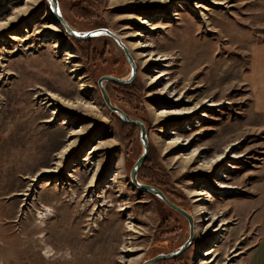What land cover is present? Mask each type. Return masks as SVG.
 <instances>
[{
    "label": "rangeland",
    "instance_id": "374dc122",
    "mask_svg": "<svg viewBox=\"0 0 264 264\" xmlns=\"http://www.w3.org/2000/svg\"><path fill=\"white\" fill-rule=\"evenodd\" d=\"M59 2L78 32L108 27L130 48L135 81L105 87L114 105L147 125L150 154L139 179L194 215L188 250L154 264H253L264 240V109L258 104L264 10L258 1ZM0 24V38L20 36L0 42V264H142L178 250L189 238V221L134 186L140 128L112 111L99 87L103 75L129 77L123 48L107 34L72 37L50 0H0ZM158 57L165 60L154 64ZM170 89L186 96L176 102L180 108L196 112L160 117L177 108L165 96ZM71 140L77 143L59 173H44Z\"/></svg>",
    "mask_w": 264,
    "mask_h": 264
},
{
    "label": "water",
    "instance_id": "95a60500",
    "mask_svg": "<svg viewBox=\"0 0 264 264\" xmlns=\"http://www.w3.org/2000/svg\"><path fill=\"white\" fill-rule=\"evenodd\" d=\"M51 3V11L53 16L58 20L60 23L61 28H63L69 35L76 39H88L93 36H96L98 34H107L112 36L118 44L123 48L125 55L127 57L128 62L131 65V71L130 75L127 79H123L114 75H103L99 79V87L102 92V96L104 101L106 102L107 106L114 112L118 113L125 122L133 124L135 126H138L140 128V139L143 145V153L142 155L138 158L136 163L134 164L131 172H130V177L131 181L134 184L135 187L152 193L155 196H158L161 198L167 205H169L171 208L179 212L181 215L187 218L189 221V226H190V235L187 241L176 251L171 252V253H159L156 256L146 259L142 264H154L158 261L161 260H171L175 259L182 254H184L189 246L192 244L195 238V218L194 215H192L189 211H187L184 207L180 206L176 202H174L172 199L168 197V195L160 189L158 186L149 184V183H144L141 182L139 179V173L144 166V164L147 162L150 154V141L148 137V128L146 123L139 119L131 116L129 113H127L124 109L121 107L114 105L111 100V96L105 87V82L106 81H111L120 85H130L132 84L136 76L138 74V65L136 63V60L134 59V56L132 55V52L128 45L122 40V37L112 31L108 27H101V28H96L93 30H89L87 32H78L75 28H73L69 22L66 20L64 15L61 13L60 10V2L59 0H50Z\"/></svg>",
    "mask_w": 264,
    "mask_h": 264
},
{
    "label": "bare ground",
    "instance_id": "6f19581e",
    "mask_svg": "<svg viewBox=\"0 0 264 264\" xmlns=\"http://www.w3.org/2000/svg\"><path fill=\"white\" fill-rule=\"evenodd\" d=\"M176 6V5H175ZM177 6H179V4L177 5ZM197 6H202V5H197ZM10 7V6H9ZM22 11H21V14L20 15H24V14H26V13H28L29 11H30V8H25V9H21ZM20 15H16V16H14L12 19H11V21H17L18 19H19V16ZM10 23H8L7 24V26L9 25ZM5 27V25L4 24H0V30L1 29H3ZM46 28L48 29V30H57L56 28H54L53 26H46ZM137 34V33H136ZM20 38V36H18V34L17 33H14V34H7L6 36H5V38H0V42H3V41H6V39H9V40H17V39H19ZM52 38V37H51ZM53 41H56V38H55V36H54V34H53V39H52ZM58 42H60V40H58ZM70 52H66L68 55H70V58H72V57H74L75 56V52L73 51V50H71L70 48H67ZM16 51V50H15ZM67 55V56H68ZM150 59H147V61L145 62V64L147 63H149L150 61H149ZM153 60V59H152ZM165 59H162V58H155V61H154V64L155 63H158L159 61H164ZM149 64H153V63H149ZM166 88V87H165ZM170 88H172V85H171V87ZM167 95H169V97H168V100H170L169 102H168V104L170 105V106H177V108L175 107V109H170V110H164V111H162L161 113H160V117H167V118H171V117H181V116H186V115H190L191 113H194V112H196V110H195V107H181L180 108V104H178V103H176V102H181V101H183L184 100V98L186 97L185 95H178L177 93L175 94L174 93V91L172 92L171 91V89L170 90H166V94H165V96H167ZM50 97L51 98H61L62 99V97H59L57 94H54V93H50ZM61 101H63V103H65V104H67V106H73L74 104H75V102H73V101H71V100H66V99H62ZM157 115V114H156ZM75 133V132H74ZM73 133V134H74ZM78 133H80V131L78 132ZM77 133V134H78ZM172 142H174V141H172ZM171 142V143H172ZM175 142H176V145L178 144L177 143V141L175 140ZM178 142H179V140H178ZM77 143V141H70L68 144H66V146L60 151V153H59V160L60 161H58L57 163H55V167H53V168H47V169H44V173H46V174H50V173H59V169H60V167H61V160L63 159V157L64 156H66L72 149H73V146L75 145ZM102 144V143H101ZM180 144V143H179ZM104 145V144H103ZM183 146H184V144H182ZM220 145V144H219ZM100 146H102V145H98V146H96L95 148H94V151L95 150H98V149H100V148H102V147H100ZM92 148V147H91ZM93 151V152H94ZM89 152V151H88ZM86 158V157H85ZM84 157L82 158V157H79V160L80 161H84V160H86ZM206 159V158H205ZM88 160V159H87ZM91 162V161H90ZM75 163H73L72 165H74ZM95 167H97L98 166V161H97V163H96V161H95ZM230 165V164H229ZM100 166V165H99ZM99 171V169L97 170V172ZM94 173V176H93V178L91 179V181H90V186L91 187H93L94 186V182H95V180H96V178H97V175H98V173ZM223 172V171H222ZM222 174V173H221ZM220 175V174H219ZM223 184V183H222ZM221 188H224L223 186H221ZM191 193H192V191H191ZM194 194H197V196H201V195H206L203 191H195L194 192ZM205 198V197H204ZM198 200H204L202 197H199L198 198ZM99 202V201H98ZM204 206L203 205H199V210H197L198 212H204V213H206L205 211H204ZM46 211L47 210H45V211H41V212H39V217L40 218H42V219H44L45 217H47V213H46ZM100 212V211H99ZM199 213V214H200ZM198 215V214H197ZM93 219V218H92ZM211 219V217L209 218V220ZM94 220V219H93ZM96 221H97V218L95 219ZM121 221V220H120ZM211 222L213 223V221H212V219H211ZM211 224V223H210ZM222 224H225V222L224 223H222ZM222 224H221V226H222ZM215 230H217V229H215ZM135 249V248H134ZM207 254H209V253H207Z\"/></svg>",
    "mask_w": 264,
    "mask_h": 264
},
{
    "label": "crops",
    "instance_id": "0c3cea01",
    "mask_svg": "<svg viewBox=\"0 0 264 264\" xmlns=\"http://www.w3.org/2000/svg\"><path fill=\"white\" fill-rule=\"evenodd\" d=\"M261 6V9L264 10V0H256ZM258 104L260 105L261 109H264V91L260 93L258 97ZM263 232H264V224H263ZM256 258L253 264H264V240L260 243V245L256 249Z\"/></svg>",
    "mask_w": 264,
    "mask_h": 264
},
{
    "label": "trees",
    "instance_id": "16d2710c",
    "mask_svg": "<svg viewBox=\"0 0 264 264\" xmlns=\"http://www.w3.org/2000/svg\"><path fill=\"white\" fill-rule=\"evenodd\" d=\"M80 5L82 6L83 4L81 3V4H79L78 6H80ZM82 8H83V6H82ZM83 9H84V8H83Z\"/></svg>",
    "mask_w": 264,
    "mask_h": 264
}]
</instances>
